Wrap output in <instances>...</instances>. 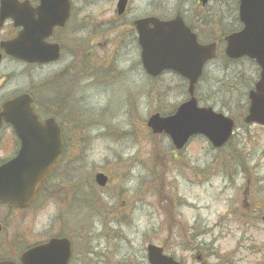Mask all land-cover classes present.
I'll return each instance as SVG.
<instances>
[{"label":"rangeland","instance_id":"rangeland-1","mask_svg":"<svg viewBox=\"0 0 264 264\" xmlns=\"http://www.w3.org/2000/svg\"><path fill=\"white\" fill-rule=\"evenodd\" d=\"M116 2L70 0L76 16L71 14L67 29L73 51L64 43L59 64L30 72V77L22 74L0 92L3 102L26 91L29 78L38 81L70 63L79 62L74 66L78 77L88 74L78 78L76 91L67 83L62 108L82 130L72 153L75 160L64 163V169L73 167L79 196L86 195L75 211L79 213L80 206L90 217L81 223L78 216L75 227L80 235H91L92 252L99 255L89 263L103 264L114 248L124 264L128 258L140 264V250L151 243L183 259L189 256L183 250L200 245L208 264H264V129L241 123L256 67L247 60L227 61L219 48L220 56L205 67L195 95L199 106L235 119L231 144L215 151L195 137L176 153L166 136L151 135L146 121L154 113L171 114L184 102L186 83L172 73L156 79L144 74L130 23L146 16L169 20L180 11L199 41L207 44L239 30L235 0H211L204 10L195 0H132L127 15L118 20L113 17ZM88 61L90 72L82 71L81 62ZM109 64L114 75L109 69L105 75L98 72L99 65L105 69ZM2 69L16 74L23 70L4 63L0 75ZM34 93L40 102L37 89ZM65 129L71 131L69 125ZM228 158L231 163L225 164ZM97 173L108 178L103 189L92 182ZM109 211L116 224L108 223ZM122 214L131 219L129 224ZM248 214L254 220H248ZM193 232L200 236L191 238ZM79 247L84 248L81 241Z\"/></svg>","mask_w":264,"mask_h":264},{"label":"water","instance_id":"water-1","mask_svg":"<svg viewBox=\"0 0 264 264\" xmlns=\"http://www.w3.org/2000/svg\"><path fill=\"white\" fill-rule=\"evenodd\" d=\"M40 3L35 10L26 2L16 0L0 1V22L5 18L13 21L15 28L22 30L12 42L2 45L6 56L25 63L46 64L58 58V48L44 44L54 27H63L68 18V0H36ZM204 6L207 0H198ZM125 1L121 0L116 16H121ZM238 19L242 29L223 39L224 55L229 60L248 58L254 60L260 69V77L254 91L249 92L245 124L264 127V0H238ZM138 34L140 61L144 72L151 78L163 71H172L188 82V101L181 104L176 112L166 118L153 115L147 122L152 134H165L175 150H181L187 141L196 135L205 137L213 148H221L230 138L233 122L210 108H198L194 98V87L201 76L204 64L216 57V43L200 46L196 38L186 29L180 18L173 22L160 23L141 20L134 23ZM31 100L22 95L6 102L0 112L2 123L11 125L21 142L17 156L0 167V203L23 206L34 197L36 188L57 163L61 150L48 151L47 141H59L57 127L52 120L38 124L30 107ZM34 133L39 136L34 137ZM37 139L42 144L30 151L27 141ZM95 183L103 187L106 178L95 177ZM264 221V217L262 218ZM64 241H52L30 254L39 253L46 257L47 264L66 262L69 248ZM53 251L55 256H49ZM149 264H174L171 259L161 256V250L148 248ZM6 264V263H1Z\"/></svg>","mask_w":264,"mask_h":264},{"label":"flooded vegetation","instance_id":"flooded-vegetation-1","mask_svg":"<svg viewBox=\"0 0 264 264\" xmlns=\"http://www.w3.org/2000/svg\"><path fill=\"white\" fill-rule=\"evenodd\" d=\"M126 1L127 11H129L132 0ZM176 13H179V11H176ZM183 20L184 23H188L185 18ZM133 22L134 20L130 21V23ZM69 24L70 23H65L63 29L55 28L50 38L46 41L48 44H55L59 47L60 56L59 60L55 63L25 65L5 57L3 53L0 52V66L5 62L21 65L23 71L18 75H22L24 72L30 77V72L43 70L59 64L65 51L64 43L68 44L72 51L73 48H75V43H73V39L69 37V33L67 32V29L70 30ZM17 33L18 30L13 27V23H1L0 43L13 40ZM78 64L79 62L76 64L70 63L67 67L54 74L45 75L38 81L29 78L28 89L17 94L26 93L31 97L32 109L39 123L43 124L48 119H54L59 129L58 136L60 138L62 156L55 168L45 179L44 184L38 188L36 196L31 203L21 207L0 204V263L9 262V264H22L20 261L22 255L54 239H66L69 243L70 256L66 264H90L89 262L92 263L94 259L99 258L98 254L94 253V251L92 252L89 244L91 235L86 233L80 235L75 227V222L78 224V212L75 211L77 206V187L73 179L74 170L73 167L69 171L65 170L63 164L64 161L67 165H71V163L74 162L75 158L72 156V153L78 147V134L73 131H64L63 117L50 116L51 114L61 115L62 102L66 101L64 92L67 89V83L70 81L74 90L78 86L79 77L77 73H75L78 69L74 67ZM2 71L3 73L0 75V92L17 76L14 72H7L4 69H2ZM26 71H28V73H26ZM109 74L114 75V73L111 72ZM109 74L107 75L109 76ZM36 89L39 90L41 96V107L36 105V95L34 93ZM29 144L37 145L38 142L31 141ZM19 147V141L16 139L11 128L7 125H3L0 130V155L4 158L0 159V166L15 157ZM63 202L69 204H66L64 209H61V204H63ZM109 214L110 217H115L111 215L112 212L110 211ZM248 219L254 220L251 214H248ZM104 237L107 238L106 235ZM80 241L84 244V248L82 249L79 247ZM148 245L149 244H145L140 250V264H142V260H145V263H147L146 247ZM161 248L166 255L173 258L175 264H208L207 256L201 250L200 245L190 247L189 250H183L186 254L187 252L189 253L187 259L169 255L163 247ZM116 253L117 250H114V248L110 250L109 255L103 257V264H124V259L117 258L115 256ZM91 256H93V258H91ZM127 261L128 264H136L134 262L132 263L130 258H128ZM27 262L30 264L31 259L29 258L26 264ZM60 264H62V261Z\"/></svg>","mask_w":264,"mask_h":264},{"label":"trees","instance_id":"trees-1","mask_svg":"<svg viewBox=\"0 0 264 264\" xmlns=\"http://www.w3.org/2000/svg\"><path fill=\"white\" fill-rule=\"evenodd\" d=\"M231 163V160L230 158H228L226 161H225V164H230Z\"/></svg>","mask_w":264,"mask_h":264}]
</instances>
